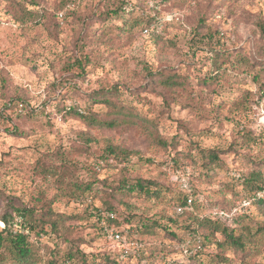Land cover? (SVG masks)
<instances>
[{"label": "rangeland", "instance_id": "obj_1", "mask_svg": "<svg viewBox=\"0 0 264 264\" xmlns=\"http://www.w3.org/2000/svg\"><path fill=\"white\" fill-rule=\"evenodd\" d=\"M12 1L0 0L1 193L30 205L38 197L40 201L52 200L54 212L75 216L82 213L83 207L67 202L64 195L78 194L79 184L93 177L112 186L124 177L148 179L162 187L157 200H146L133 192L127 206L113 201L117 209L124 215L164 216L159 222L169 226L165 219L172 217L178 222L173 230L183 236L182 228L193 216H176L174 206L180 188L186 190L180 184L185 180L194 193L188 213L204 219L213 216L215 210H209L216 206L226 209L223 212L230 217L248 214L253 224H264V211L249 206L239 196L242 186L231 175L246 176L264 158V146L245 142L239 133V124L243 123L264 136V98L258 95L248 73H241L248 66L236 64L241 55L248 65L264 72V39L259 28L264 21V0H168L163 4L164 22L179 19L181 24L163 29L165 42L141 31V24L134 27L129 22L123 26L107 16L113 0H71L68 4L64 0ZM147 4L154 6L152 0ZM19 5L35 16L21 20ZM203 12L209 14L207 25L220 37L216 49L226 51L220 57L224 61L213 67L206 41L191 33V24ZM75 60L81 62L84 71L80 78ZM164 66L185 77L184 87L166 91L158 80L148 81V67L155 70ZM221 68L228 73L222 75ZM213 72L217 74L208 80ZM112 86L120 89L118 103L132 112L122 115L123 121L114 129H90L67 110L57 111L61 106L75 105L80 110L89 106L99 117H110L106 107L91 105L85 96ZM67 88L75 93H66ZM245 93L248 115L230 106ZM31 109L41 110L44 115L33 121L24 115ZM144 119L153 124L147 131L162 136L167 148L149 139ZM14 130L15 134L11 133ZM105 140L139 151L144 158H151L152 164L138 163L133 158L125 171L122 166L97 170L94 163ZM199 147L219 151L221 169L205 174ZM42 166L55 168L58 173L46 175ZM229 183L235 185L232 192L226 189ZM106 194L98 193L93 203L105 207ZM85 226V221H68L60 230L61 237L49 227L40 235L28 234L29 241L41 250L36 264H49L51 260L59 263L74 242H88L92 232ZM12 230H22L21 225L15 224ZM156 232L157 236L149 238L154 254L131 259V264H188L184 257L194 253L184 255L183 244L171 247L169 253L162 251L169 241L163 238L161 229ZM198 233L209 236V226L201 223ZM80 248L101 257L110 246L95 240ZM147 248L150 246L145 245ZM212 248L205 249L199 259L208 261ZM226 256L231 260L229 264H264V236L256 237L244 257L241 253Z\"/></svg>", "mask_w": 264, "mask_h": 264}, {"label": "trees", "instance_id": "obj_2", "mask_svg": "<svg viewBox=\"0 0 264 264\" xmlns=\"http://www.w3.org/2000/svg\"><path fill=\"white\" fill-rule=\"evenodd\" d=\"M6 1L13 2L12 0ZM70 1L71 0H64V3L68 4ZM130 1L132 0H113V8L111 10L107 9L106 15L113 16V18L121 22L123 26L129 24V22H131L134 27L141 24V31L146 30L148 36L160 42H165L161 36L163 29L175 24H181L179 19L169 24L164 22L163 11L165 10V5L163 4L168 0H152L154 2L153 7L147 4L148 0ZM158 6L161 7L157 10ZM19 7L21 14L19 17L21 20L35 16L33 11L22 8L20 5ZM208 15L209 14L206 12L201 13L199 19L195 20L190 27L191 33L194 34L196 39L198 37L201 41L203 39L206 41V45L208 46L207 49L212 55L210 60L213 67L220 63V57L225 56L226 51L216 49L220 37L215 28L211 27L209 24L207 25L206 21L208 20ZM40 17L42 16L40 15ZM259 28L261 36L264 39L263 20L259 23ZM109 29H111V26L108 27V30ZM117 29L123 32L121 28ZM124 31V33L130 34L126 32L125 29ZM224 59L225 58H223L221 62H223ZM236 64L243 67L246 65L248 66L247 71L243 70L241 73H244V75L248 73L252 82L257 86L258 95L264 98V72L262 73L256 70L251 64L248 65L246 59L241 55L237 56ZM74 65L81 70L80 73L82 75L78 77H82L84 71H82L81 62L75 60ZM146 67L147 66H144V68ZM150 69L151 68L148 67L146 70L148 81L158 80L161 87L166 91H173L174 88L184 87L185 85V77L177 74L172 68L164 66L156 68L155 70ZM217 69L219 70V67ZM224 69L225 68H221L222 75L228 73V71ZM213 73L211 77H208V80L217 74V72ZM217 78L218 77H215L213 79L217 80ZM203 82L207 83L205 79ZM66 91V93L69 91L73 94L75 93L74 90L70 88H67ZM246 94L247 93L230 104L232 108L239 111L241 110L244 115H246L250 109L247 104L248 95ZM119 95L120 89L118 86H112L98 89L85 96V98L90 101L91 105H103L106 107L108 113L111 114L110 117L112 116L111 118L99 117L89 106L85 107L83 110H80L75 105L66 107L61 106L57 111L66 113L67 110V113L82 121L90 129L111 130L116 128L120 121H123L121 118L122 115L132 113L130 112V108L118 103L117 98ZM24 115L34 121L37 117L43 116L44 112L31 109L26 111ZM142 121L145 124L144 127H146L145 131L148 130L149 126H153L148 120L144 119ZM239 127V133L242 134L241 136L245 142L257 146H264V136L255 134L254 130L247 128L243 123H240ZM262 128L264 129V127ZM11 133L15 134V130ZM147 133L153 144L162 148H167V142L156 131L155 133L147 131ZM85 141L90 142L87 136H85ZM198 154L202 160V167L205 170V174L219 168L221 169L223 162L221 161L219 151L202 149L199 147ZM133 158H135L138 163L152 164V159L144 158L139 151L122 148L118 145H114L109 140H105L104 147L97 157L94 167H96L97 170H103L122 166L121 169L125 171ZM189 158L191 157L189 156ZM260 166H262V168ZM41 168L42 171H44L42 173L46 175L58 173L55 168L52 169V167L44 168L42 166ZM231 175L234 177L233 179L242 186L239 196L245 198L244 200H246L249 206L264 211V195L262 197L257 196L258 193L264 192V158L255 163L254 168H252L246 176H240L234 172ZM235 175H237V178H235ZM190 189L191 187L189 184L186 190L180 188V194H178L176 205L174 206V214L176 216L183 214H187L189 217L193 216L190 224L182 228L185 231L183 236H179L176 234L175 230H173L172 227L177 226L178 222L172 217L165 219L170 224L169 226L160 224L159 221L163 220V218H165L164 216H159L157 219L155 217H146L142 215L136 216L135 214L124 215L117 209L116 202L118 201L120 204L127 206L128 200L131 198L133 192H137L146 200H157L161 195L162 187L156 182L148 179H129L124 177L120 184L112 186L108 184L106 180H98L96 177H93L89 182L79 184L77 188L78 194L70 193L64 195V198H67V202L75 206L83 207L82 213L75 216H65L62 213L54 212L52 209V200L40 201L41 198L37 196L38 198H34L35 204H23L14 198H8V196L0 192V202L2 204L0 208V264H36L37 262V256L41 251L39 245L30 242L28 235L13 232L12 228L17 223L21 225V229H27L29 235H40L45 232L46 227H49L53 233L61 237L60 230L66 222L85 221L87 225L85 227L90 228L92 232L89 241L78 240L74 242L59 263L57 260H51L49 264H131V259H128L126 262H121L118 259V252L115 250L113 244L105 239L104 232L109 228L121 231L129 238H134L141 244L142 247L137 260H141L145 255L152 256L154 254L155 248H152L151 244H149V238L157 236L158 232L156 231L158 229L164 232L165 236L163 238L169 241L168 244L162 245L164 248V250L162 248V251L167 253L171 252V247H176V245L178 246L179 244H186L185 242L187 241L188 244L186 249L190 251L193 248L194 239L198 238L200 241V250L190 256L184 257L188 264H229L231 260L226 256L228 253H241L242 257H244L243 254H246L247 247L249 245H254L256 237L260 235L264 236V224H253L251 216L248 214L233 215L231 217L227 215L223 218H217L213 213V216L210 214L211 216H207V218L204 219L203 217L193 215V212L188 213L184 211L181 214H176L175 208L184 207L189 198L193 206L194 198L192 199V197L194 193L191 192ZM226 189L232 192L235 189V185L232 183L226 184ZM102 191L107 193L106 198L108 200L103 202L105 207L96 206L93 203L97 194ZM111 202L114 204H111ZM212 210H215V212L226 211V209L216 206L211 207L209 213H211ZM201 223H206L209 226V236L201 237L198 233ZM217 235L219 237L218 239L216 238ZM95 240L110 246L109 252H103L101 257H98L95 256V254L86 253L80 248L81 245H85L86 243L90 244ZM145 245H147V247L149 245L150 248L145 249ZM210 246H213L212 249L214 251L211 250L212 254L209 255L208 261L204 262L200 260L199 258L202 253L205 249L210 248ZM180 264H184V262Z\"/></svg>", "mask_w": 264, "mask_h": 264}, {"label": "built area", "instance_id": "obj_3", "mask_svg": "<svg viewBox=\"0 0 264 264\" xmlns=\"http://www.w3.org/2000/svg\"><path fill=\"white\" fill-rule=\"evenodd\" d=\"M144 33H147L145 30ZM181 187L183 189H187V182L185 180H181L180 182ZM264 195V192L258 193L257 196L262 197ZM191 207V200L190 198L187 201V204L184 207H176L175 212L176 214H181L182 212L186 210H190ZM215 216L217 218H223L224 216H227L224 212H214ZM16 232L21 233L23 235H28V230H17ZM104 237L107 241H110L113 246L115 247V250L118 252V259L121 262H126L128 259H134L139 256L141 251V244L134 238H129L126 234L122 233L121 231H117L113 228L106 229L104 232ZM186 244H183L181 246L183 250L184 255H190L192 253H195L200 250V241L198 238H195L193 241V248L190 251H187V244L188 241L185 242ZM68 264V263H65Z\"/></svg>", "mask_w": 264, "mask_h": 264}]
</instances>
